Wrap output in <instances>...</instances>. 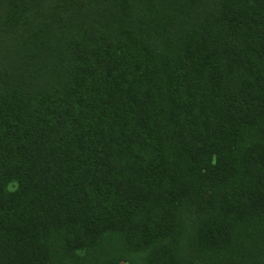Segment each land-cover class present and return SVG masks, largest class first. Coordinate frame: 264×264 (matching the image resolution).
I'll return each mask as SVG.
<instances>
[{
	"label": "trees",
	"instance_id": "trees-1",
	"mask_svg": "<svg viewBox=\"0 0 264 264\" xmlns=\"http://www.w3.org/2000/svg\"><path fill=\"white\" fill-rule=\"evenodd\" d=\"M0 264H264V0H0Z\"/></svg>",
	"mask_w": 264,
	"mask_h": 264
}]
</instances>
